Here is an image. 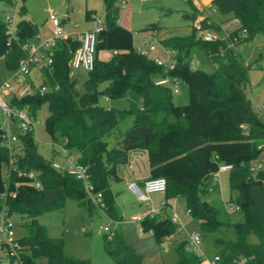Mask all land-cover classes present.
<instances>
[{
  "label": "trees",
  "instance_id": "obj_1",
  "mask_svg": "<svg viewBox=\"0 0 264 264\" xmlns=\"http://www.w3.org/2000/svg\"><path fill=\"white\" fill-rule=\"evenodd\" d=\"M13 1L0 0V4ZM25 1L21 0L14 34L0 19V59L7 73L19 68L28 56L24 45L39 35L36 23L26 16ZM102 1L105 11L94 66L84 83L85 92L91 96L89 105L80 108L78 104L80 95L74 89L68 48L74 50L79 42L70 36L58 41L51 71H45V81L57 89L10 100L34 118L42 104L48 105L44 127L52 145L77 154L94 191L101 193V202L93 204L80 180L52 166L57 154L55 147L51 159L39 153L33 130L19 134V143L9 149L1 144L0 126V210L5 208L10 215L15 213L26 219V233L17 237L22 264H41L43 256L46 261L42 264H91L88 258L67 254L63 237L50 236L37 216L62 210L66 200L73 199L89 215L99 208L110 220L120 222L122 213L111 182L120 179L117 168L128 162L131 150L144 151L150 172L165 178L164 208L171 199L184 200L186 212L198 222L201 236H209L217 264H264V118L245 92L248 70L264 69V57L259 53L252 64L246 65L236 48L257 35L264 37V0H212L216 12L229 16L224 21H237L225 39L204 40L197 35L198 31L218 26L202 19L197 28L193 21L198 11L184 14L192 21L193 31L188 36L162 41L173 58V66L167 71L139 52L133 45V32L120 24L121 5L125 1ZM85 15L92 20L94 12L86 10ZM159 27V23H151L142 31L154 32ZM197 50H204L215 65L212 72L194 66ZM107 51L109 57L101 58L99 54ZM165 74L187 84V104H174L170 87L155 83ZM122 98L128 101L127 108L100 102ZM169 115L173 123L168 122ZM128 116L133 117V124L123 132L119 145L109 147L106 136ZM256 163H261L262 168L253 173L250 167ZM220 164L231 165V197L227 202L242 211L243 221H221L219 209L210 202ZM30 171L36 174L39 187L27 174H21ZM141 226L143 231L152 230L158 242L178 230L169 216L145 217ZM250 233L257 235V242L248 240ZM103 234L104 249L116 264H142L141 255L124 240L120 230ZM187 244V239L178 243L173 264L202 261L203 256L188 249Z\"/></svg>",
  "mask_w": 264,
  "mask_h": 264
},
{
  "label": "rangeland",
  "instance_id": "obj_2",
  "mask_svg": "<svg viewBox=\"0 0 264 264\" xmlns=\"http://www.w3.org/2000/svg\"><path fill=\"white\" fill-rule=\"evenodd\" d=\"M125 1L126 3L121 8L119 19L124 27L133 32L134 47L136 49H144L147 38H145L146 34L142 31V28L151 23H159L160 27L155 31V36L151 41L156 49L150 51L148 54L151 58L157 57L163 62H168L169 55L164 50L162 41L169 37L188 36L193 31L192 21L183 15L185 11L189 12L191 10L189 4L186 2L187 0H155L146 3H143L141 0ZM21 3V0H16L15 4L12 5L1 3L0 10H11L16 5L19 8ZM25 6L27 9L26 16L39 27L43 26L42 30L39 31V36L42 39H46L52 35L51 25L49 26L46 23L50 13H55L63 19L62 23L65 31L71 33L74 31L82 32L93 27V21L84 17L86 10H93L94 16L100 21H102L105 11L102 0H26ZM205 12L206 14L213 12V17L209 13L206 15V23L212 22L218 26V28L204 29L205 32H209L219 39H225L227 32L237 25L233 20L224 21L228 16L216 12L211 5ZM197 20H199L198 15L193 23ZM74 25H77V27ZM45 32H47V35L44 34ZM197 35L201 36V33L198 31ZM236 48L246 65L252 64L258 58L259 52L264 57V42L260 39H254L236 46ZM107 52L110 53V51ZM107 56V54H100L102 58H106ZM193 64L196 68L206 72H212L215 68V65L209 60L204 50H197L195 52ZM7 74L4 69L3 60L0 59V80L10 75L9 73ZM71 75L76 80L74 86L75 91L79 95L83 94L85 92L84 83L87 78V73H82L79 69H71ZM248 78L249 81L245 92L254 106V103L260 101L264 96V69L250 68L248 70ZM20 79L34 83H42L44 81L43 74L37 68L32 69L29 74H21ZM177 88L178 92L171 91L173 103L176 105L187 104L189 101L187 84L178 80ZM100 102L102 104L106 103L104 99H101ZM109 105L124 109L129 106V103L125 98H122L110 101ZM254 108L264 118V109L260 111L255 106ZM48 113V105L42 104L35 114L33 133L38 143V151L43 157L51 159L52 148L55 147L58 153L54 159L64 165L65 159L60 148L52 145L51 138L44 127V121ZM6 123L7 117L0 109V124L6 125ZM132 124V116L121 120L111 133L106 136L108 146L113 147L119 145L121 135ZM140 151L142 152V150H131L129 159L130 157L134 158L137 152ZM122 166L123 164L119 165V169ZM228 176L227 173L219 175V181L216 183V187L210 192L209 199L212 205L219 209V219L221 221L240 222L244 219L241 210L234 206L229 210L225 209V204L231 195ZM151 177L162 176H155L150 172L148 178ZM126 181V178L123 177L119 181L111 182L114 190L118 192V202L123 207L122 210L120 209L122 219L119 223L110 220L99 208H96L93 214L89 215L87 209L73 199L66 200L62 210L42 213L37 216V220L45 226L46 232L50 236L63 237L65 243L64 251L67 254L78 258H88L91 264H116L104 249V232L102 229L105 226H109L112 230L116 226L119 227V230L123 232L124 240L131 244L135 251L141 255L142 264H173L177 260L176 246L180 241L186 240L189 233H199L198 222L187 214L183 199L174 198L169 203L178 215V230L167 236L163 243L158 242L152 230L139 234L138 228L140 225L132 223L130 217L133 214L139 213L146 205L158 207L159 199L157 196L160 195L152 194L150 202H140L127 189ZM169 214L172 215L171 212ZM10 219L13 224L14 235L16 237L24 235L26 233L24 227L26 219L15 213L10 215ZM248 240L255 243L258 237L255 233H250ZM202 246L203 251H197L203 256L201 262L204 261L211 264L215 249L211 244L209 236L202 237ZM0 264H9V262L6 258H2Z\"/></svg>",
  "mask_w": 264,
  "mask_h": 264
},
{
  "label": "built area",
  "instance_id": "obj_3",
  "mask_svg": "<svg viewBox=\"0 0 264 264\" xmlns=\"http://www.w3.org/2000/svg\"><path fill=\"white\" fill-rule=\"evenodd\" d=\"M142 2H152L154 0H141ZM14 0L10 5L15 4ZM124 5V3L121 5ZM19 8L17 5L11 10H0V19L5 22L7 30L9 33L14 34L16 31V23ZM51 25L52 35L46 39H42L39 35L31 42L24 45L27 49V58L20 62L19 68L11 72L8 77L0 80V109L7 117L6 125L2 126L1 134V144L13 148L19 143V134L25 133L27 131L33 130L34 128V117L25 108H18L10 103L12 97H24L31 96L36 93H44L51 90H56L57 87H51L45 81V71H51L53 56L55 49L57 47L58 41L65 40L69 37L64 29L62 19L55 13H50L47 19ZM93 27L89 30H85L76 34L75 39L79 42V45L74 50L70 47L68 51L71 53V58L69 60V67L71 69H79L86 73L93 69L94 66V55L97 43L98 33L102 29L101 21L95 16L92 19ZM237 23L236 20H233ZM200 20L195 21L193 24L197 28L200 26ZM201 37L206 40H215L217 37L212 35L205 30H200ZM227 37V34H226ZM154 46L149 45L148 48H137V50L143 54L148 55L149 51L153 50ZM169 55V61L163 62L159 58H153L155 62L159 65L164 66V70L167 71L173 66V58L171 52L167 50ZM37 68L41 71L44 77L42 83L28 82L20 79L21 74H29L32 69ZM178 80L171 77L168 74L162 75L155 80L157 85L169 86L171 91L178 92L177 88ZM108 100V99H105ZM257 109L262 111L264 109V96L261 103L257 105ZM245 128V126H243ZM62 152L63 158L65 159V164L62 165L56 160L52 162V166L58 170H64L67 173L75 176L80 180L84 186L85 192L88 198L94 204L98 205L101 202L102 195L100 192H95L93 185L90 180L89 173L83 165L79 164L77 161V156L67 149L63 148L58 144ZM231 165L220 164L218 167L219 171L230 170ZM262 168L261 163H256L251 165V172H256ZM26 175L33 180L35 187H39L40 183L36 180V174L32 171L28 173H21ZM127 189L133 194V196L140 202H150L151 195L155 193H164L166 190V180L164 177H151L143 180L141 183L137 181H131L127 185ZM166 205L165 201L161 202V207L164 208ZM225 209L229 210L234 204L226 202ZM237 208V207H236ZM161 209L156 208L153 205H146L139 213L133 214L130 220L139 224L138 232L143 233V228L141 227V221L145 217H152L158 215ZM171 221L179 225V218L176 214L171 216ZM103 232L111 234L113 230L109 226L103 227ZM188 244L187 248L196 251H203L202 246V236L200 233H189L187 238ZM19 241L14 235L13 224L10 219V214L4 208L0 210V260L6 258L11 264H22L19 256ZM217 255H214L211 264L216 263Z\"/></svg>",
  "mask_w": 264,
  "mask_h": 264
},
{
  "label": "crops",
  "instance_id": "obj_4",
  "mask_svg": "<svg viewBox=\"0 0 264 264\" xmlns=\"http://www.w3.org/2000/svg\"><path fill=\"white\" fill-rule=\"evenodd\" d=\"M125 1V0H124ZM155 1V0H154ZM188 4H189V7H190V11L188 12V11H185L184 13H183V15L184 14H186V13H191V12H193V10L195 9V10H197L198 11V19L199 20H202V19H205V17H206V15L209 13L212 17H213V12L211 13V12H208L207 14H206V9H208L209 7H210V5H211V2H212V0H189V2L188 1H186ZM124 3H126V1L124 2ZM143 3H146V2H143ZM120 13H121V11H120ZM84 17L86 18V19H88L87 17H86V15H85V12H84ZM229 17V16H228ZM227 17V18H228ZM88 20H91V19H88ZM62 21H63V19H62ZM92 21V20H91ZM34 22V21H33ZM119 22H120V19H119ZM46 23L47 24H49V22L46 20ZM120 24L122 25V23L120 22ZM37 25V24H36ZM38 26V25H37ZM49 26H50V24H49ZM75 27H77V25H74ZM145 27V26H144ZM143 27V28H144ZM38 28H39V31L40 30H42V28H43V26H41V27H39L38 26ZM92 28V27H91ZM90 28V29H91ZM87 30H89V29H87ZM145 34H146V36H145V38H147V42H146V45H145V48L147 49L148 48V46L149 45H153L154 46V44L151 42L152 40H153V38H154V34H155V31L154 32H151V31H143ZM77 33H79V32H77V31H74V32H71V33H69V32H67V34L71 37V38H74L75 39V36H76V34ZM38 34H39V32H38ZM44 34H46L47 35V32H45ZM138 35H139V33H137ZM254 39H260L261 41H263L264 42V37L263 36H261V35H257ZM147 46V47H146ZM164 48V47H163ZM156 49V47L154 46V49L153 50H151V51H154ZM164 50L167 52V49H165L164 48ZM150 52V51H149ZM260 53V52H259ZM100 54H107L108 56L106 57V58H108L109 57V55H110V53L109 52H101ZM99 54V55H100ZM148 56H150L149 54H148ZM102 58V57H101ZM104 58V57H103ZM156 58V57H155ZM81 72L82 73H86V72H84V71H82L81 70ZM11 73V72H10ZM9 73V74H10ZM70 73H71V70H70ZM6 75H8L7 74V72H6ZM7 77V76H6ZM73 77V76H72ZM76 81V80H75ZM262 100V99H261ZM261 100L260 101H258L257 103H254L255 105V107L257 108V105L258 104H260L261 103ZM104 101L106 102L105 104L106 105H109V103H110V101L111 100H105L104 99ZM0 126L2 127V126H4V125H1L0 124ZM58 153V152H57ZM74 154V153H73ZM76 156H77V154H75ZM118 169V175H119V177H120V179L119 180H121L123 177H125L126 178V187H127V185H128V183L129 182H131V181H133V180H136L137 182H139V183H141L143 180H145V179H147L149 176H150V167H149V163H148V159H147V155H146V153L144 152V151H140V152H137V155L134 157V158H132V157H130V159H129V161H128V163H126V164H123V166H122V168L121 169H119V167L117 168ZM222 173H227L228 175H229V170H226V171H219V172H217L216 173V180H215V183H218V181H219V175H221ZM229 177V176H228ZM118 180V181H119ZM111 187H112V190L114 191V193L116 194V203H117V205H118V207H119V209H121L122 210V208L123 207H121L120 206V203L118 202V195H117V191L116 190H114V187L112 186V184H111ZM156 195L158 194V195H160V196H157V198L159 199V206L158 207H156V208H160L161 209V211H160V213L158 214V216L160 217V218H165L166 216H169V217H171L172 215H174V214H176L175 213V211H174V208H173V206L170 204V205H168L166 208H162L161 207V202L162 201H165V198H164V194L163 193H155ZM230 197H231V195H230ZM230 197H229V199H230ZM177 198H180V197H177ZM228 199V200H229ZM227 200V201H228ZM184 201V200H183ZM155 207V206H154ZM185 210H186V208H185ZM169 212H171L172 213V215H170L169 214ZM177 215V214H176ZM178 216V215H177ZM132 222V221H131ZM119 223V222H118ZM133 223V222H132ZM114 229H116V230H119V227L118 226H116ZM122 232V231H121ZM123 233V232H122ZM139 233V232H138ZM139 234H142V233H139ZM166 239V238H165ZM165 241V240H164ZM164 241H162V242H160V243H163ZM214 255H215V253H214ZM199 264H209V263H207V262H200Z\"/></svg>",
  "mask_w": 264,
  "mask_h": 264
},
{
  "label": "water",
  "instance_id": "obj_5",
  "mask_svg": "<svg viewBox=\"0 0 264 264\" xmlns=\"http://www.w3.org/2000/svg\"><path fill=\"white\" fill-rule=\"evenodd\" d=\"M90 99H91V96L89 93L87 92H84L83 94H81L79 97H78V104H79V107L80 108H86L89 103H90ZM168 122L170 123H173L174 122V119L171 115L168 116ZM46 261V257H42L41 260H40V263H45Z\"/></svg>",
  "mask_w": 264,
  "mask_h": 264
}]
</instances>
